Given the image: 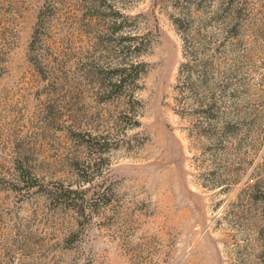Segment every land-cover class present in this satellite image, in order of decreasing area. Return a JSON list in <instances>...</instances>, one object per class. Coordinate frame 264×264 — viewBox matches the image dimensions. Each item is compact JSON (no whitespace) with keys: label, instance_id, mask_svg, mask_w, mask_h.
Returning a JSON list of instances; mask_svg holds the SVG:
<instances>
[{"label":"rangeland","instance_id":"374dc122","mask_svg":"<svg viewBox=\"0 0 264 264\" xmlns=\"http://www.w3.org/2000/svg\"><path fill=\"white\" fill-rule=\"evenodd\" d=\"M0 264H264V0H0Z\"/></svg>","mask_w":264,"mask_h":264},{"label":"trees","instance_id":"16d2710c","mask_svg":"<svg viewBox=\"0 0 264 264\" xmlns=\"http://www.w3.org/2000/svg\"><path fill=\"white\" fill-rule=\"evenodd\" d=\"M174 22L179 28H182V22L178 19H174ZM122 40L125 41L123 48L126 51L133 52L135 57L141 56L147 48V42L144 40V37H134L125 34L122 36ZM185 67H188V65H185ZM146 70V62L139 59L132 60V58L124 59L122 63L111 69L107 87L110 92L127 96L129 102H139L135 98L134 90L139 87L138 81Z\"/></svg>","mask_w":264,"mask_h":264}]
</instances>
